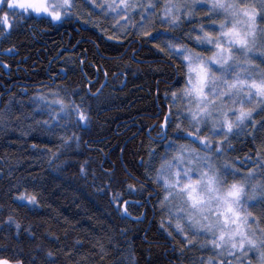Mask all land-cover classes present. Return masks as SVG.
Here are the masks:
<instances>
[{
	"label": "snow or ice",
	"instance_id": "6c2138e0",
	"mask_svg": "<svg viewBox=\"0 0 264 264\" xmlns=\"http://www.w3.org/2000/svg\"><path fill=\"white\" fill-rule=\"evenodd\" d=\"M160 2L120 0L119 5L98 9L104 12L106 7L108 16L128 14L115 23L121 35L129 32L127 21L140 12V19L132 22V28L138 32L151 29L142 31L141 43L160 41L154 47L169 57V63L177 61L173 66L174 85L183 81L170 95L165 91L164 100L170 101L168 110L161 107L157 116L163 113V119L149 125L145 133L150 141L147 158L141 156L138 162L144 169L140 174L143 180L128 172L137 183L128 184L126 191L129 195H142L152 189L143 202L156 197L153 216L160 213L158 227L166 239L176 242L172 245L174 252L178 245L181 256L190 249L211 253L206 259L203 255L195 257L189 264H253V258L256 264H264V0H165L163 8L154 12ZM75 6L76 0H0V37L11 34L18 23L16 17L55 25L72 19ZM82 6L96 10L95 0H82ZM193 20L199 22L193 25ZM157 24L166 27L161 30ZM59 79L53 75L51 83H42L27 102H17L13 96L0 109V128L11 123L12 106L18 103L16 119L33 122L28 131L35 128L50 134L63 132L50 162L59 159L73 143L80 145L82 136L76 132L68 135V130L88 129L92 122L90 101L98 99L102 92V88L91 91L95 84L91 79L87 88H69L57 83ZM241 135L242 144H253L255 158L250 153L243 157L230 155L237 150L233 140H240ZM88 167L87 161L81 163L80 177L87 178ZM104 174L108 181L103 189H98L101 193L111 187L113 177L110 171L105 170ZM92 175L95 179L94 172ZM32 180L35 182L36 178ZM19 187L20 181L12 186L15 190ZM12 199L24 207L37 203L35 195L26 193ZM122 199L120 192L109 197L120 219L142 222L147 218V209L135 217L129 211V205L139 207L142 201L125 200L121 205ZM6 224L21 228L12 215ZM127 233V229H121L119 235L126 237ZM114 240L108 236L107 246L98 245L101 264L109 254L106 247L120 251L119 242L113 244ZM81 247L83 242H73L64 254L66 264H86L94 258L73 259ZM47 257L54 258L55 253L49 251ZM0 264L10 261L0 259ZM112 264L120 262L113 260ZM130 264H136L134 258H130Z\"/></svg>",
	"mask_w": 264,
	"mask_h": 264
},
{
	"label": "trees",
	"instance_id": "16d2710c",
	"mask_svg": "<svg viewBox=\"0 0 264 264\" xmlns=\"http://www.w3.org/2000/svg\"><path fill=\"white\" fill-rule=\"evenodd\" d=\"M161 5L160 2L153 11L162 9ZM98 15L106 20V33L77 15L55 25L16 17L18 23L11 34L0 37V109L13 96L17 102H27L42 83H51L53 75L60 77L57 83L69 88H87L90 79L95 81L91 87L93 93L102 88L99 98L90 101L92 122L88 129L68 130V135L76 132L82 136L80 145L73 143L52 162L49 157L57 151L63 132L50 134L35 128L28 131V125L33 122L18 121V103L12 106L11 123L0 128V259L22 264H66L64 254L73 242L81 241L83 247L76 249L73 259L91 256L94 258L86 264H101L98 245L107 246L108 236L115 237L113 244L119 242L120 251L106 247L109 254L104 256L102 264H112L113 260L130 264V258L136 264H189L201 255L206 259L210 252L190 249L181 256L178 245L177 251H173L176 242L166 239L158 227L160 213L153 216L156 197L146 204L143 202L151 188L142 195H129L126 191L128 184L137 183L128 172L143 180L140 174L144 169L138 162L141 156L147 158L150 141L145 133L149 125L163 119V113L157 116L160 108L168 110L170 101L164 100L165 91L170 95L173 88L183 84L182 80L180 84L173 83V66L177 61L169 63V57L154 47L160 41L141 43L142 31L151 29L138 32L132 28V22L140 19L139 13L127 21L129 32L124 35L115 28L117 20L102 12ZM157 27L163 30L166 26L157 24ZM189 47L201 51L195 44ZM241 141L242 135L240 140H233L237 150L230 155L243 157L250 153L255 158L253 144ZM259 146L257 140L256 147ZM65 161L69 163L63 164ZM85 161L89 164L86 179L79 175L80 165ZM105 170L112 172L113 177L111 187L101 193L98 189H103L108 181ZM32 177L36 178L35 182ZM17 181L20 187L15 190L12 186ZM116 192L123 195L121 205L125 200L142 201L139 207L129 205V211L135 217L147 209V218L142 222L120 219L115 204L109 203V197ZM22 193L35 195L36 205L24 207L12 199ZM9 215L20 223L19 230L15 224L7 226ZM121 229L128 230L126 237L119 235ZM49 251L55 253L54 258L47 257Z\"/></svg>",
	"mask_w": 264,
	"mask_h": 264
},
{
	"label": "rangeland",
	"instance_id": "374dc122",
	"mask_svg": "<svg viewBox=\"0 0 264 264\" xmlns=\"http://www.w3.org/2000/svg\"><path fill=\"white\" fill-rule=\"evenodd\" d=\"M132 2H135V0H132ZM142 2L147 3L148 0H142ZM119 3H120V0H95L96 10H94L91 7H89V9H91V10H89L88 7L82 6V2H79V0H76V6L73 8V12L78 17H81L90 26H93V27L101 30L102 32L106 33V31H107V28L105 26L106 20H105L104 16L98 15V13L101 12L98 9L101 6H106L108 4L119 5ZM164 3H165V0H161L162 8L164 6ZM102 13H104V15L108 16L106 7H105V11ZM137 13H139V18H140V12H137ZM127 15L128 14L125 12H120L119 16H108V17L111 18L112 20L113 19L114 20H120L122 18H125ZM131 19H132V17H131ZM10 264H16V262L10 261ZM253 264H256L255 258H253Z\"/></svg>",
	"mask_w": 264,
	"mask_h": 264
}]
</instances>
